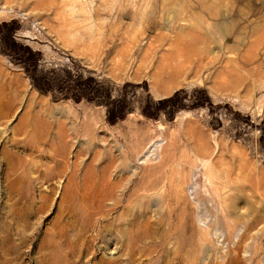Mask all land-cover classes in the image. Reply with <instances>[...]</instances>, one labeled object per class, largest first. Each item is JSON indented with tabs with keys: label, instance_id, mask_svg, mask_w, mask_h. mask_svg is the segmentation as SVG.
I'll list each match as a JSON object with an SVG mask.
<instances>
[{
	"label": "rangeland",
	"instance_id": "374dc122",
	"mask_svg": "<svg viewBox=\"0 0 264 264\" xmlns=\"http://www.w3.org/2000/svg\"><path fill=\"white\" fill-rule=\"evenodd\" d=\"M0 264H264V0H0Z\"/></svg>",
	"mask_w": 264,
	"mask_h": 264
}]
</instances>
